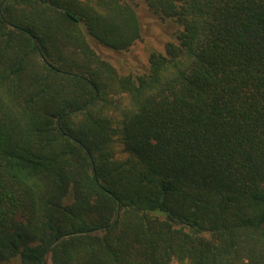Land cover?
I'll return each mask as SVG.
<instances>
[{
	"label": "trees",
	"instance_id": "obj_1",
	"mask_svg": "<svg viewBox=\"0 0 264 264\" xmlns=\"http://www.w3.org/2000/svg\"><path fill=\"white\" fill-rule=\"evenodd\" d=\"M145 2L0 0V264H264V0Z\"/></svg>",
	"mask_w": 264,
	"mask_h": 264
},
{
	"label": "rangeland",
	"instance_id": "obj_2",
	"mask_svg": "<svg viewBox=\"0 0 264 264\" xmlns=\"http://www.w3.org/2000/svg\"><path fill=\"white\" fill-rule=\"evenodd\" d=\"M123 1L134 6L142 25L141 36L127 50H114L93 40H90V43L94 50L111 63L120 74H142L148 68L150 52H163L165 43L172 40L173 32L178 26L170 20H162L159 16L152 14L145 0ZM121 102L125 105L127 98L122 97ZM2 264H21V262L18 259H12ZM172 264L179 263L174 261Z\"/></svg>",
	"mask_w": 264,
	"mask_h": 264
},
{
	"label": "water",
	"instance_id": "obj_3",
	"mask_svg": "<svg viewBox=\"0 0 264 264\" xmlns=\"http://www.w3.org/2000/svg\"><path fill=\"white\" fill-rule=\"evenodd\" d=\"M2 5V4H1ZM0 5V6H1ZM7 24H9L8 22H7ZM10 25V24H9ZM66 74L68 73V72H65ZM94 98L95 97H93V99H91L90 101H88L87 103H85L84 105H82V107H85L87 104H89L90 102H92V100H94ZM82 107H80V108H82ZM80 108H78V109H74V110H72L71 111V113H74V112H76V111H78V110H80ZM68 137H70L68 134H66ZM72 138V137H71ZM93 172H94V170H93ZM116 202H117V215H116V219L118 218V215H119V208H120V205H119V202H118V200H116ZM98 229H91V230H83V231H76V232H70V233H67V234H62V235H60L59 237H57L54 241H52L51 243H50V245L47 247V249H46V251H45V254H47L48 253V251L50 250V248L52 247V246H54L56 243H58L60 240H62L63 238H65V237H67V236H71V235H75V234H82V233H94V232H96Z\"/></svg>",
	"mask_w": 264,
	"mask_h": 264
}]
</instances>
